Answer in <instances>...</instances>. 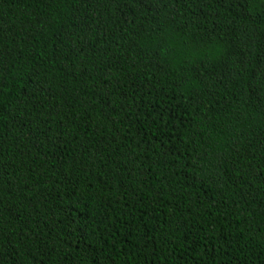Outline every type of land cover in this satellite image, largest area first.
<instances>
[{
    "label": "trees",
    "instance_id": "trees-1",
    "mask_svg": "<svg viewBox=\"0 0 264 264\" xmlns=\"http://www.w3.org/2000/svg\"><path fill=\"white\" fill-rule=\"evenodd\" d=\"M0 264H264V0H0Z\"/></svg>",
    "mask_w": 264,
    "mask_h": 264
}]
</instances>
